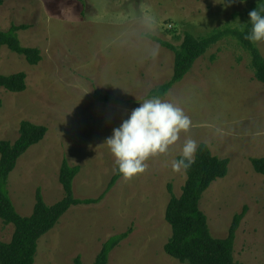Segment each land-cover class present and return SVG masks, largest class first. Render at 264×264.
<instances>
[{
  "label": "rangeland",
  "instance_id": "374dc122",
  "mask_svg": "<svg viewBox=\"0 0 264 264\" xmlns=\"http://www.w3.org/2000/svg\"><path fill=\"white\" fill-rule=\"evenodd\" d=\"M258 1L2 0L0 30L25 26L17 34L20 45L39 49L41 60L31 66L0 48V75L26 74L24 92L0 90V141L14 143L22 121L47 129L8 177L17 213L31 214L37 189L49 206L63 197L58 173L64 158L80 168L75 198L105 191L117 168L106 139L172 76L173 53L148 36L178 47L185 33L201 37L216 28H238ZM145 8L155 16L154 28L137 39L132 33ZM255 45L264 58V41ZM152 47L155 56L149 55ZM96 92L121 102H98ZM161 99L184 109L189 130L166 153L150 157L144 173L119 178L98 204L69 208L38 240L34 264H74L77 256L92 264L102 244L128 228L132 233L108 264H181L163 251L171 236L164 214L185 183L184 171L174 172L171 164L187 138L229 161L227 175L199 202L210 235L224 239L234 215L246 207L233 257L239 264H264V177L250 162L264 157V84L254 79L248 52L234 40H220ZM12 234V225L0 220V242L8 243Z\"/></svg>",
  "mask_w": 264,
  "mask_h": 264
},
{
  "label": "trees",
  "instance_id": "16d2710c",
  "mask_svg": "<svg viewBox=\"0 0 264 264\" xmlns=\"http://www.w3.org/2000/svg\"><path fill=\"white\" fill-rule=\"evenodd\" d=\"M1 5L2 0H0ZM254 9L264 14V0H259L250 11ZM251 27L248 14L246 22L238 28H216L201 37L185 33L178 47L148 36L169 49L174 55L170 80L153 90L148 97L162 98L190 72L194 63L210 47L226 38L234 40L248 52L254 79L264 84V58L258 51L256 42L245 38L250 33ZM25 28L22 25H11L7 30H0V48H7L10 52L24 57L29 65L34 66L41 60L39 49L21 46L17 35ZM25 89L26 74L24 72L0 75V90L22 93ZM95 100L113 105L121 102L117 97L101 95L97 92ZM46 131L44 126L22 121L19 125V137L14 143L0 141V220L4 225L13 227L11 240L8 243L0 242V264H34L38 240L58 224L69 208L98 204L122 177L116 168L115 174L102 194L96 198L77 199L74 197L72 186L80 168L68 164L67 159L64 158L58 173L63 197L49 206L44 202L40 189H37L31 214L27 217L19 215L8 191V177L16 167L18 159L30 147L41 142ZM180 158L181 156L176 159ZM194 160L195 162L184 171L186 179L180 196L171 195L166 206L164 219L171 229V236L163 246V251L181 264H239L233 257V244L235 233L247 208L243 207L241 213L234 215L224 239L213 238L210 235L207 217L199 209V202L204 192L214 181L223 179L227 175L229 161L213 156L207 145L203 143L198 145ZM250 162L253 170L264 177V157L253 158ZM131 233L132 229L128 228L125 232L108 238L102 244L92 264H108L110 253ZM73 263L82 264L80 257H75Z\"/></svg>",
  "mask_w": 264,
  "mask_h": 264
},
{
  "label": "clouds",
  "instance_id": "9594fccd",
  "mask_svg": "<svg viewBox=\"0 0 264 264\" xmlns=\"http://www.w3.org/2000/svg\"><path fill=\"white\" fill-rule=\"evenodd\" d=\"M138 19L139 29L132 35L137 39L146 38L154 28L155 16L145 8ZM249 21L252 27L245 38L251 42L264 41V14L254 9L249 12ZM157 52L158 49L152 47L149 55L155 56ZM191 123L182 107L153 96L139 103L127 119L113 129L104 144L110 149L119 174L131 179L146 171V161L150 157L166 153L180 139L181 132L189 130ZM197 147L195 140L187 138L181 158L172 161V170L177 173L186 171L195 162Z\"/></svg>",
  "mask_w": 264,
  "mask_h": 264
}]
</instances>
